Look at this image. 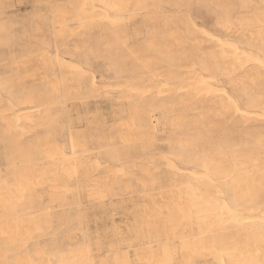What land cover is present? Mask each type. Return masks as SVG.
Masks as SVG:
<instances>
[{"label":"bare ground","instance_id":"bare-ground-1","mask_svg":"<svg viewBox=\"0 0 264 264\" xmlns=\"http://www.w3.org/2000/svg\"><path fill=\"white\" fill-rule=\"evenodd\" d=\"M45 1L2 40L0 264H264V0Z\"/></svg>","mask_w":264,"mask_h":264},{"label":"rangeland","instance_id":"rangeland-1","mask_svg":"<svg viewBox=\"0 0 264 264\" xmlns=\"http://www.w3.org/2000/svg\"><path fill=\"white\" fill-rule=\"evenodd\" d=\"M33 1H35L34 3H33ZM45 0H43V1H38V2H36V0H0V6H2V8L3 9H0V11H2V10H5L4 11V13L6 12L7 13V15L6 14H4L3 12H0V13H3L2 15L4 16V18L2 19V16H1V14H0V41H1V44H0V48L2 49H0V53H2V51L4 50V45L6 44V42L7 41H5V42H2V40L4 39H6L7 37H6V35H8V33L9 32H11V31H13V30H16V31H22V30H24L25 28H24V26H22V24H23V22H21V17L22 16H24V19L25 18H27V21H26V19H25V23H26V25H28L26 28H27V31L26 30H24L26 33H28V32H33V31H35L36 29V27L35 26H37V25H39V24H44L48 19L46 18L47 17V15H48V18H49V16L51 17L52 15H54L53 13H54V9H51L49 6H50V2H48V1H45ZM59 1V0H58ZM58 1H56V2H58ZM32 2V3H31ZM27 3H28V5H27ZM31 3V4H30ZM46 3V4H45ZM50 3V4H49ZM34 4V5H33ZM27 5V6H26ZM30 5V6H29ZM40 5V6H39ZM46 5H48V6H46ZM26 6V7H25ZM34 6H35V10H37V8H38V10H39V13L41 12V14L40 15H42L43 16V14H44V16H43V18H41L42 16H40V15H38V13H37V18H35V17H33L34 15V13L36 14V12H33L32 10H34ZM44 6H46V7H49V8H46V7H44ZM4 7L6 8H8V10L7 9H4ZM41 7H43L42 9H45V10H43V11H41ZM1 8V7H0ZM47 9H48V12H47ZM51 9V11H53L52 12V15H50L51 13L49 12V10ZM34 10V11H35ZM33 12V13H32ZM45 12H46V16H45ZM29 13V14H28ZM43 13V14H42ZM48 13V14H47ZM9 14V15H8ZM27 14V15H26ZM11 15V16H10ZM26 15V16H25ZM5 16H6V18H7V21H3L4 19H5ZM8 16V17H7ZM38 16L40 17V19L41 20H39L38 19ZM193 16H195V17H192L193 19V21H197L196 23L197 24H200L201 22H203V20H204V22H205V20L206 19H204V17H202V18H200V15H198V17H197V15H193ZM13 18V19H12ZM195 18H197L196 20H195ZM32 19V20H31ZM50 19H52V18H49V20ZM199 19H200V21L201 22H199ZM6 20V19H5ZM36 20H38L39 21V24H38V22H36ZM3 21V22H2ZM13 21H15L14 23H13ZM22 21H23V19H22ZM32 21V22H31ZM34 21H35V23H37V25H35L34 24ZM42 21V22H41ZM116 21H118V19L116 20ZM7 22V23H6ZM203 22V23H204ZM6 23V25L8 26V27H6L4 24ZM21 23V24H20ZM17 24V25H16ZM14 25H16L15 27H14ZM24 25V24H23ZM33 25H35V26H33ZM117 25H119V22H118V24ZM5 26L7 29H5L4 28V30H3V27ZM41 27V26H40ZM2 28V29H1ZM29 28V29H28ZM22 29V30H21ZM7 30V31H6ZM9 30V31H8ZM29 30V31H28ZM3 31V32H2ZM2 34H3V36H2ZM5 36V37H4ZM46 38V39H45ZM42 39V38H41ZM45 39V40H44ZM47 39H49V41H50V38L48 37H43V40L46 42H48V40ZM3 40V41H4ZM5 47L7 48V46L5 45ZM5 48V49H6ZM8 49V48H7ZM93 49H95L94 47H93ZM90 50L91 51H93L92 49H91V47H90ZM4 53L6 52V50L5 51H3ZM67 50L66 49H63L62 50V55L64 56V59H70L69 57L70 56H68L67 55ZM96 54H99V52H97ZM130 54H132V51H130ZM1 55H3V54H1ZM93 58V57H92ZM92 58H90V60L91 61H93L94 59H92ZM74 60H76V59H74ZM94 62V61H93ZM2 67H0V69H1ZM3 68H4V66H3ZM3 68L0 70L1 72L2 71H4V72H2V73H4V74H2L1 75V72H0V80H2V79H8V78H11V77H14V75H13V68L12 69H9L10 67H8L7 68V70H3ZM5 69V68H4ZM34 69H32V70H28L27 71V73H26V75L28 76V74H30L32 71H33ZM94 70V71H93ZM99 69H97V68H94V69H91V72H90V74H92V75H94L95 77H97V79L99 80L100 79V74L98 73V72H96V71H98ZM9 71H11L12 72V74H10V75H12L11 77L8 75L7 77H6V75L5 74H9V73H11V72H9ZM93 71V72H92ZM97 74H96V73ZM5 75V77H3ZM26 75H24L25 77H26ZM33 78V81H32V78ZM30 76H28V77H30L31 79L30 80H28V82L30 81V83L31 82H35V83H38L37 81H38V79L37 78H39L40 76H39V72H32L31 73V75ZM28 77H27V79H28ZM99 77V78H98ZM34 79H35V81H34ZM25 81H27L26 80V78H25ZM97 102H99V101H97ZM103 112L105 113H108L107 112V110H105V109H103ZM104 116H106L105 118H107V115H104ZM154 124H155V126H156V128H157V130L159 131V132H157V136L159 137V135H161L160 136V138H158V139H163L162 137H164V134H162L161 132H164L165 131V129H164V125L163 124H161V122H160V120L159 119H155V121H154ZM163 135V136H162ZM161 143L162 142V144H158V143ZM156 143V146H157V148L155 147V145L150 149L151 151H155V152H161V151H163V153L165 152V150H164V148L166 149V145H165V143H164V141H160V140H158ZM162 145H163V147H162ZM158 147L160 148L159 150H158ZM157 150V151H156ZM162 153V152H161Z\"/></svg>","mask_w":264,"mask_h":264}]
</instances>
